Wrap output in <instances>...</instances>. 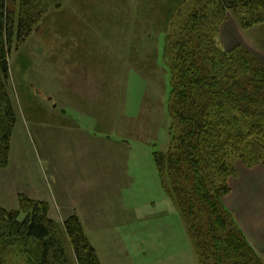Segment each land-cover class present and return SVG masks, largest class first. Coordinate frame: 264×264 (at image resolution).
Instances as JSON below:
<instances>
[{"label":"rangeland","instance_id":"1","mask_svg":"<svg viewBox=\"0 0 264 264\" xmlns=\"http://www.w3.org/2000/svg\"><path fill=\"white\" fill-rule=\"evenodd\" d=\"M46 3L48 11L44 19L27 41L14 45L9 59V88L19 120L12 142L15 163L10 176L20 178L22 158L46 182L55 176L57 164L62 170L67 167V160L60 164L56 158L61 151L64 153L65 144L60 143L70 134L59 127H69L67 117L73 103L77 113L84 109L79 119L100 117L99 111L102 118L108 117L107 124L88 125L119 131L125 137L130 131L135 133L131 143L133 148L141 149L137 157L143 159L144 170L138 195L145 197L151 193L156 198L161 183L153 153L167 152L171 145L172 76L167 39L178 32L194 10L209 6L215 11L213 1L49 0ZM213 36L224 50L242 46L264 63V24L245 29L234 11L227 10ZM100 72L102 78L97 77L96 73ZM93 92L98 95L93 96ZM98 97L102 103L94 106ZM85 110L89 117L84 115ZM112 120H119L120 124L111 123ZM145 142L149 143V149L143 147ZM231 161L237 173L229 180L231 193L225 197V205L231 212L235 211L232 214L238 217L239 220L235 219L248 242L264 260V175L257 170L263 166L248 168L238 156H232ZM20 195L25 194L18 195V202ZM158 209L163 212L153 216L150 210L144 211L138 221H132L124 212L121 227L116 226L117 220L112 217L102 219L103 232L94 230L90 237L104 264H199L178 209L175 207L171 214L165 213L169 207L159 205Z\"/></svg>","mask_w":264,"mask_h":264},{"label":"trees","instance_id":"2","mask_svg":"<svg viewBox=\"0 0 264 264\" xmlns=\"http://www.w3.org/2000/svg\"><path fill=\"white\" fill-rule=\"evenodd\" d=\"M48 1L0 0V171L18 124L9 59L44 19ZM212 1L215 11L194 10L167 39L171 145L153 160L199 264H264L224 201L237 173L232 156L264 167V63L242 46L224 50L213 36L227 10L245 29L264 24V0ZM19 203L16 210L0 204V264H102L78 214L58 223L47 202L20 195Z\"/></svg>","mask_w":264,"mask_h":264},{"label":"crops","instance_id":"3","mask_svg":"<svg viewBox=\"0 0 264 264\" xmlns=\"http://www.w3.org/2000/svg\"><path fill=\"white\" fill-rule=\"evenodd\" d=\"M96 74L98 78H102L101 72ZM96 84H92L93 88H96ZM89 85L90 82L86 84V90L89 89ZM94 95L98 94L93 92ZM101 103L102 99L98 97V101L93 105ZM74 108V104L71 103V113L67 117L70 122L69 127L64 125L59 127V130L70 131L69 137L63 143L59 142L65 144L64 153L61 151L58 153L60 157L56 158L60 164L67 160V167L62 170L57 164L55 176L46 182L43 175L32 172L34 169L25 165L28 160L22 158L21 179L17 180L14 175L10 176L14 170L11 150L9 166L0 171V204L6 209L16 210L19 207L18 195L24 193L30 199L47 202L50 206L49 216L55 221H63L74 213L78 214L104 264L98 248L90 237L94 230H98V233L103 232L101 231L104 228L103 218L112 217L111 219L117 220L116 226L121 227L123 225L121 214L124 212L131 216L132 221H138L142 219L144 211L150 210L153 216L162 213L163 211L158 209L159 205L169 207L165 213L170 214L174 212L175 207L164 194L161 186L157 189L156 198L151 193L150 196L145 197L138 195L141 193L139 183L142 181L144 170L143 159L137 157V151L141 154V149L133 148L131 143V139L135 137L134 132L130 131L131 136L125 137L119 131H111L109 128L107 130L106 127L103 129L99 125L107 124L108 117L102 118V111L98 110L100 117L79 119V114L84 109L77 113ZM58 110V105H55V111ZM84 113L89 117L86 110ZM93 122L99 125H88ZM117 122L120 124L119 120H112L111 123ZM80 124H84V127ZM36 126L41 125L36 124ZM143 147L149 149V143L145 142ZM257 170L264 175L263 167H258ZM108 211H111L109 215L106 214ZM232 212L235 214V211ZM236 218L239 220L238 217Z\"/></svg>","mask_w":264,"mask_h":264}]
</instances>
